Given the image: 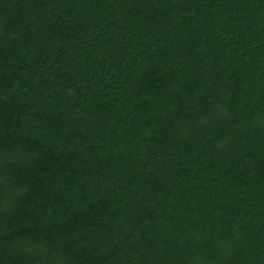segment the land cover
Instances as JSON below:
<instances>
[{"label": "trees", "instance_id": "trees-1", "mask_svg": "<svg viewBox=\"0 0 264 264\" xmlns=\"http://www.w3.org/2000/svg\"><path fill=\"white\" fill-rule=\"evenodd\" d=\"M0 264H264V0H0Z\"/></svg>", "mask_w": 264, "mask_h": 264}]
</instances>
